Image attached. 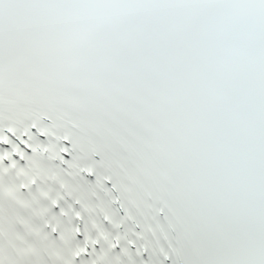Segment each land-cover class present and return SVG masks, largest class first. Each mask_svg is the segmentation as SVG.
I'll return each instance as SVG.
<instances>
[{"label": "snow or ice", "instance_id": "obj_1", "mask_svg": "<svg viewBox=\"0 0 264 264\" xmlns=\"http://www.w3.org/2000/svg\"><path fill=\"white\" fill-rule=\"evenodd\" d=\"M0 264H264V0H0Z\"/></svg>", "mask_w": 264, "mask_h": 264}]
</instances>
